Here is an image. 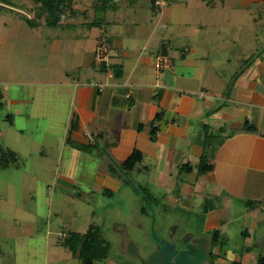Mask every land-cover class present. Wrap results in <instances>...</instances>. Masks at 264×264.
Returning a JSON list of instances; mask_svg holds the SVG:
<instances>
[{"label":"crops","instance_id":"crops-1","mask_svg":"<svg viewBox=\"0 0 264 264\" xmlns=\"http://www.w3.org/2000/svg\"><path fill=\"white\" fill-rule=\"evenodd\" d=\"M138 1L113 0L98 22L63 15V29L50 37L51 60L6 80L31 94L11 99L0 90V104L6 97L11 105L38 104V111L9 112L8 123L23 136L18 116L45 118L51 133L65 122L64 135L43 141L58 152L61 186L78 182L57 175L64 158L73 172L78 158L89 157L82 181L94 195L145 173L171 203L203 214L204 233L217 231L210 247L193 242L205 260L213 251L214 264H257L264 254V0H169L159 11L154 0L134 7ZM100 38L109 62L96 60ZM159 54L169 57L168 68H156ZM230 232L244 235L241 246L228 245Z\"/></svg>","mask_w":264,"mask_h":264},{"label":"rangeland","instance_id":"rangeland-1","mask_svg":"<svg viewBox=\"0 0 264 264\" xmlns=\"http://www.w3.org/2000/svg\"><path fill=\"white\" fill-rule=\"evenodd\" d=\"M4 1L0 0V90L5 96L11 93L13 99L21 94L28 96L32 88L9 85L6 80L18 77L16 71L24 75L32 66L51 60L50 37L63 27L46 25L49 14L35 0ZM150 1L139 0L134 7L141 2L149 6ZM70 3L64 7L61 19L63 15H77L85 21L95 20L102 12L100 0ZM144 8L146 14L150 8ZM20 15L37 18L45 25L32 29ZM70 28L65 26L66 30ZM11 99L6 97L0 104V264H82L64 240L68 232L84 233L93 224L100 226L110 248L108 257L95 264L154 263L157 254L164 253L161 241L177 246L188 241L201 244L202 239L209 247L215 243L214 231L203 232V214L190 213L171 203L165 190L152 186L145 173H129L131 179L119 190L94 195L90 184L82 181L89 157L78 158L73 172L65 169L64 158L57 175L72 174L78 182L74 189L61 186L55 178L58 152L48 146L45 150L43 141L49 136L54 142L64 135L67 124L58 122L55 130L61 127L62 131L51 133L45 118L18 116L16 125L27 128L20 136L8 123V113L16 109L38 111V104L11 105ZM59 117L63 121V115ZM44 151L48 157L42 154ZM243 242L244 235L230 232L228 245L241 246ZM211 263L209 258L202 264Z\"/></svg>","mask_w":264,"mask_h":264},{"label":"trees","instance_id":"trees-1","mask_svg":"<svg viewBox=\"0 0 264 264\" xmlns=\"http://www.w3.org/2000/svg\"><path fill=\"white\" fill-rule=\"evenodd\" d=\"M5 1H8L6 3L10 4L11 0H5ZM35 1L41 3L43 9L49 14L46 20L48 25H57L62 17L61 15L63 14L64 7L69 6L71 4L70 0H35ZM112 1L113 0H100L99 7H102L101 8L102 10L106 8L108 4ZM24 18L27 19L29 24L32 26H36L40 22V20H38L37 18H29L27 16H24ZM95 22L98 21L95 20ZM0 97H1V91H0ZM245 128L248 130H252L254 127L246 125ZM153 133H155V128L153 129ZM134 162H135V156L126 160L125 162L126 168H128L129 165L134 164ZM216 233L217 231L214 232L215 235ZM64 245L72 251L74 256H77L81 259L82 264H95L97 261L106 259L108 257L109 249H110L108 242L106 241L104 235L102 234L100 226L95 224L91 225L89 229L84 233L76 232V231L68 232L64 240ZM215 257L216 254L213 251H211L210 252L211 262H214ZM231 264H241V263L232 262ZM257 264H264V254L260 256Z\"/></svg>","mask_w":264,"mask_h":264},{"label":"water","instance_id":"water-1","mask_svg":"<svg viewBox=\"0 0 264 264\" xmlns=\"http://www.w3.org/2000/svg\"><path fill=\"white\" fill-rule=\"evenodd\" d=\"M161 243L163 244L164 253L168 255V264H202L206 259V252L204 249L193 242H186V248L179 253H177V250H167L173 243L168 241H161Z\"/></svg>","mask_w":264,"mask_h":264},{"label":"built area","instance_id":"built-area-1","mask_svg":"<svg viewBox=\"0 0 264 264\" xmlns=\"http://www.w3.org/2000/svg\"><path fill=\"white\" fill-rule=\"evenodd\" d=\"M169 0H155V6L158 10H162L166 5H168ZM111 57V51L110 47L105 40V38H100L99 44L96 49V60L100 62H109ZM154 64L157 69L162 70L165 68H168L171 64L170 59L166 55H156L154 59ZM98 85V84H97ZM99 90H103V85H98ZM2 101V98L0 97V102ZM93 138L94 136L91 135Z\"/></svg>","mask_w":264,"mask_h":264},{"label":"flooded vegetation","instance_id":"flooded-vegetation-1","mask_svg":"<svg viewBox=\"0 0 264 264\" xmlns=\"http://www.w3.org/2000/svg\"><path fill=\"white\" fill-rule=\"evenodd\" d=\"M171 243H173V245L168 247V249H167L168 251L177 250V253H179L181 250L186 248V244L183 246H177L176 243H174V242H171ZM167 258H168V255L166 253H158L156 258H155V262L150 263V264H161L159 262L160 259H163L165 261L164 264H168Z\"/></svg>","mask_w":264,"mask_h":264}]
</instances>
